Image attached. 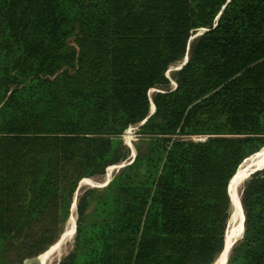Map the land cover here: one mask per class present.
<instances>
[{
    "label": "trees",
    "instance_id": "trees-1",
    "mask_svg": "<svg viewBox=\"0 0 264 264\" xmlns=\"http://www.w3.org/2000/svg\"><path fill=\"white\" fill-rule=\"evenodd\" d=\"M187 52L173 87L167 70ZM136 123L147 149L95 189L89 214L79 201L62 264L223 251L231 193L264 149V0H0V264L55 245L79 182L124 159ZM242 202L248 232L228 264H264V167Z\"/></svg>",
    "mask_w": 264,
    "mask_h": 264
},
{
    "label": "rangeland",
    "instance_id": "rangeland-1",
    "mask_svg": "<svg viewBox=\"0 0 264 264\" xmlns=\"http://www.w3.org/2000/svg\"><path fill=\"white\" fill-rule=\"evenodd\" d=\"M203 27L196 28L192 32V34H191V36L189 38V47H190V42H192L195 39L196 36H198L199 34H201L202 32H204ZM68 40L72 44L77 45L76 40H75V35H72ZM186 54H185V56H186ZM188 55H189V53H188ZM185 56H184V58H185ZM184 58H180V59L174 61L173 63H171L170 64L171 66H169V68L167 70V73H168V75L171 78V82H170L171 83V86H173V87H176L177 82H176V79L172 76V72H173L174 69H176V67L178 65L181 64V62L184 60ZM64 67H68V65L65 64ZM60 70L61 69H59V71ZM52 76H54V75H52ZM164 89L165 88H162L160 86H153L150 89V95L152 96L153 95V92H155L157 90H164ZM152 102H153V100H152ZM151 111H152V109H151ZM141 123H143V122L141 121ZM138 125H139L138 123L133 124V125H130L127 129H125V131L123 133L124 143H126L127 148H125V149L122 148L123 149L122 152L125 153V156L123 157L124 159H122V161H126V163L131 162V159L133 157L135 158V156L137 155V151H138L137 148H140L141 147L142 149H144V148L147 149V145H148L147 143H149V138H147L149 134L147 136H145L147 133H143V134L140 135V132H137L136 131L137 128H138ZM174 135L176 136V134H174ZM188 136L189 137L192 136L195 139H205L208 136V134H206V133H197L196 134L195 133V134H191V135H188ZM128 137L131 139V143H129ZM133 151L135 152V156H134ZM122 161H120V162H122ZM108 166L105 168V171L104 172H101V173H98V174L89 176V177H92L95 180V182H93V183L92 182L91 183L90 182H82V179L83 178L79 182L78 187H77V189H76V191L74 193L73 201H72L71 208H70V214H69V217L67 218V221H66L64 230L62 231L60 237L55 242L57 243L58 241H60L62 239L63 234H64V231H65L66 227L68 226L70 217H71V215L73 214V211H74L75 212V215H76L75 216L76 217V219H75V227H74V231H73L72 235L68 238L69 240L68 239H62L57 244L54 242L56 245L49 252H47V249L51 245L47 249H45L44 251H42L39 254H37L36 256L27 257L21 263H18V264H41L47 258H49L50 255H51V258H52L51 264H62L67 259V257L69 256V254L75 248V244H76V234H77V229H78L77 226L79 225V221L81 220V216H80V213H79V201L81 199H83V198L86 197V199H85V207L86 208L85 209H86L87 214H89L91 212L93 206H94V202L96 201V199H97V197L99 195V192L97 190H95V189H97V188L102 189V188L106 187L110 183L111 179L121 170V168H123V166H117L116 168H114L113 169V172H112L113 175L110 176L111 179L108 182H106V180L110 178V177L109 178L108 177L106 178V172L108 170L107 168H109ZM244 188H245V184L243 185V187L241 186V192H240L241 199H242V195H243ZM231 197H232V193H231ZM75 201H76L75 209H73L74 208L73 203ZM232 202H233V199H232ZM242 205H243V202H242ZM232 210H233V208H232ZM243 212H244V228H243L242 233H240L238 235L239 238L237 239V241L235 242L234 245H238L244 239V237L247 235V232H248V230H247V223H246L247 222L246 221L247 220V216H246V210H245V206L244 205H243ZM232 213L233 212H231V216H232ZM231 216H230V219H231ZM88 217H89V215H86V218L85 219H88ZM242 217H243V213H242ZM230 219H229V223H230ZM229 223H228V226H229ZM227 230H228V227H227ZM57 245H58V247L55 249V247ZM231 252H232V250H231ZM231 252H230V255H231ZM230 255H229V257H230ZM214 260L211 261V262H209V263H206V264H213L214 263ZM228 261H229V259H228ZM227 264H228V262H227Z\"/></svg>",
    "mask_w": 264,
    "mask_h": 264
},
{
    "label": "bare ground",
    "instance_id": "bare-ground-1",
    "mask_svg": "<svg viewBox=\"0 0 264 264\" xmlns=\"http://www.w3.org/2000/svg\"><path fill=\"white\" fill-rule=\"evenodd\" d=\"M193 38V37H192ZM171 66V65H170ZM128 141L129 143H131V139L128 137ZM264 148V146L262 147ZM261 148V149H262ZM132 149V148H131ZM260 149V150H261ZM259 150V151H260ZM258 151V152H259ZM134 153V151H133ZM257 153V152H255ZM253 153V154H255ZM247 158V157H246ZM245 158V159H246ZM245 159L243 160L242 164L240 165L237 173L235 174V176L240 172L242 166H243V163L245 161ZM122 161V160H121ZM126 162V161H125ZM121 163V162H120ZM264 164V149L257 155H255L249 162L248 164L245 166V169L243 171L242 174H240V178L238 180V183H237V187H236V192L234 194V192L232 191L233 193V201H235V203H233V210H232V216H231V219H230V223H229V226H228V230H227V241H226V246L224 247L223 251L219 254V256L216 257L215 261L213 264H227V258H228V255H229V250H230V247H231V244H233L235 241V238L236 236L239 235V233L242 231V209H241V205H240V202H239V198H240V192H241V185H242V182H243V179L249 175V173L256 168V166H262ZM120 165V164H119ZM118 165V166H119ZM117 167V166H116ZM116 167H112V168H109L106 172V178L112 176V172H113V169L116 168ZM234 176V177H235ZM105 178V179H106ZM234 179V178H233ZM82 182H95V180L92 178V177H88L87 179H84ZM245 184V183H244ZM231 189H232V185H231ZM74 208L75 209V205L73 204ZM75 212L73 211V214L71 215L70 217V220H69V224L68 226L66 227L65 231H64V234H63V237L62 239H68L73 231H74V227H75ZM61 239V240H62ZM60 240V241H61ZM69 240V239H68ZM60 241H58L57 243H59ZM66 241V240H65ZM64 241V242H65ZM56 243V244H57ZM68 243V242H67ZM55 244V245H56ZM54 245V246H55ZM59 245V244H58ZM58 245L55 247V249L58 247ZM64 245V244H63ZM53 246V245H52ZM50 247V249L48 250V252L50 250L53 249V247ZM54 249V250H55ZM64 249V248H63ZM53 250V251H54ZM65 253V252H64ZM56 256V255H55ZM58 258V257H57ZM52 262V258H51V255L49 258H47L44 262H42L41 264H51ZM54 263V262H53ZM56 263V262H55Z\"/></svg>",
    "mask_w": 264,
    "mask_h": 264
},
{
    "label": "water",
    "instance_id": "water-1",
    "mask_svg": "<svg viewBox=\"0 0 264 264\" xmlns=\"http://www.w3.org/2000/svg\"><path fill=\"white\" fill-rule=\"evenodd\" d=\"M206 29H208V28H207V27H203V30H206ZM188 57H189V55H188V53H187L186 56H185V58H184V60H183V61L181 62V64L178 65L176 68H179V67H181L184 63H186L187 60H188ZM154 109H155V102L153 101V102H152V111H151V113L154 111ZM151 113H150V114H151ZM150 114H149V115H150ZM149 115H148V116H149ZM148 116H147V117H148ZM147 117H146L145 119H143L142 122H144V121L147 119ZM134 156H135V152H134ZM133 159H134V157L131 159V161H132ZM125 164H126V162H125V161H122V162L120 163L119 166H124ZM263 167H264V164H263L262 166H256V168L253 169V170L249 173V175L246 176V177L243 179L242 184L244 185L245 181L251 176V174H252L253 172H255V171H257L258 169H261V168H263ZM110 179H111V177H110L109 179H107L106 182H108ZM231 179H232V178H231ZM243 185H241V186L243 187ZM230 186H231V182H230ZM230 188H231V187H230ZM232 199H233V197H232ZM239 202H240L241 209H242V213H243V219H242V231H243V228H244V212H243V205H242L241 194H240ZM233 203H235V201H233ZM73 204L75 205V204H76V201H75ZM242 231H241L240 233H242ZM240 233H239V234H240ZM238 238H239V236H236V238H235L234 241L236 242ZM235 242H234L233 244H231V247H230V250H229V255H230V252H231V250H232V248H233ZM225 246H226V244H225ZM229 255H228L227 260L229 259ZM227 262H228V261H227Z\"/></svg>",
    "mask_w": 264,
    "mask_h": 264
},
{
    "label": "crops",
    "instance_id": "crops-1",
    "mask_svg": "<svg viewBox=\"0 0 264 264\" xmlns=\"http://www.w3.org/2000/svg\"><path fill=\"white\" fill-rule=\"evenodd\" d=\"M258 154H259V153H258ZM119 164H120V162H119ZM119 164H118V165H119ZM118 165H117V166H118ZM115 167H116V166H115ZM111 168H112V167H111Z\"/></svg>",
    "mask_w": 264,
    "mask_h": 264
}]
</instances>
